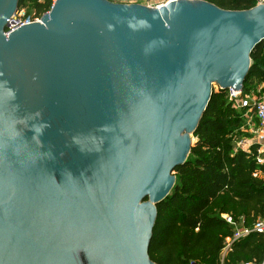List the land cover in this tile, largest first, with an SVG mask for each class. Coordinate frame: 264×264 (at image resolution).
Masks as SVG:
<instances>
[{
  "label": "water",
  "instance_id": "water-1",
  "mask_svg": "<svg viewBox=\"0 0 264 264\" xmlns=\"http://www.w3.org/2000/svg\"><path fill=\"white\" fill-rule=\"evenodd\" d=\"M17 11L0 0V264H155L156 206L213 86L243 89L264 3L56 0L6 34Z\"/></svg>",
  "mask_w": 264,
  "mask_h": 264
},
{
  "label": "trees",
  "instance_id": "trees-1",
  "mask_svg": "<svg viewBox=\"0 0 264 264\" xmlns=\"http://www.w3.org/2000/svg\"><path fill=\"white\" fill-rule=\"evenodd\" d=\"M224 10H247L255 0H202ZM27 16L41 17L51 0H18ZM264 42L250 54V68L243 94H253L264 85ZM246 109H235L227 90H212L198 126L195 142L184 164L172 174L169 195L156 206V220L148 255L155 264H262L264 235L252 231L264 218V164H257V146L236 149L244 136L240 127ZM257 124L256 118L254 119ZM224 216L250 232L234 241L224 258L226 239L234 228Z\"/></svg>",
  "mask_w": 264,
  "mask_h": 264
},
{
  "label": "built area",
  "instance_id": "built-area-1",
  "mask_svg": "<svg viewBox=\"0 0 264 264\" xmlns=\"http://www.w3.org/2000/svg\"><path fill=\"white\" fill-rule=\"evenodd\" d=\"M112 2L111 0H108ZM177 0H165L160 5L155 8H159L161 6L166 5L169 2H175ZM191 1V0H189ZM56 2V0H51V6ZM115 3V2H113ZM41 17L27 16L24 9H18L17 13L10 19L6 28V34L13 32L14 30L29 25L32 23H39ZM264 49V47H263ZM219 87H217V90ZM216 90V91H217ZM228 101L232 103V107L235 109H247L251 111L254 117L257 120V130H256V139L253 143H237L236 149H241L248 151L251 146H257V156L256 162L257 164H264V98L260 97L259 94H243L242 90L240 92L234 91L233 89L227 90ZM225 221L234 228L232 238L226 239V245L224 249V253L222 254V259L224 258L226 252L228 251L230 245L246 236L250 230L246 228H242L236 226L232 219L229 216H224ZM252 231L264 235V218L258 219L252 228ZM241 264H254L244 262Z\"/></svg>",
  "mask_w": 264,
  "mask_h": 264
},
{
  "label": "rangeland",
  "instance_id": "rangeland-1",
  "mask_svg": "<svg viewBox=\"0 0 264 264\" xmlns=\"http://www.w3.org/2000/svg\"><path fill=\"white\" fill-rule=\"evenodd\" d=\"M112 1V0H111ZM165 0H113L112 2L115 3H119V4H126V5H130V4H137V5H142L145 6L147 8H155L156 6L160 5L161 3H163ZM24 9V8H21ZM25 13H26V8L24 9ZM213 90L216 91L217 90V86L214 85L213 86ZM253 94H259L260 97L264 98V85L259 86L255 92H253ZM247 110V109H246ZM247 116H249V118L245 117V122L242 124V128L243 130L246 131H241L244 136H242L237 142V143H253L256 139V125H255V120H254V116L252 114L251 111L247 110L246 112ZM191 137L192 140V145L195 142V139ZM236 147V145H235ZM224 252H222L223 254ZM222 258V255H221Z\"/></svg>",
  "mask_w": 264,
  "mask_h": 264
},
{
  "label": "crops",
  "instance_id": "crops-1",
  "mask_svg": "<svg viewBox=\"0 0 264 264\" xmlns=\"http://www.w3.org/2000/svg\"><path fill=\"white\" fill-rule=\"evenodd\" d=\"M255 2H256V4H260V3H264V0H255ZM253 114V113H252ZM254 116V115H253ZM246 118H249V116H247V114H246ZM254 119H255V117H254ZM255 125H256V127H257V124H256V122H255ZM240 130L243 132V131H246V130H243V128H242V126L240 127Z\"/></svg>",
  "mask_w": 264,
  "mask_h": 264
}]
</instances>
